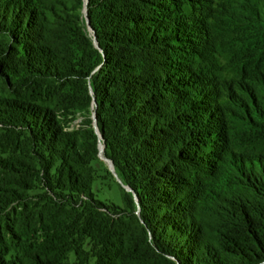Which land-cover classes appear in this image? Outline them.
<instances>
[{"label":"trees","instance_id":"16d2710c","mask_svg":"<svg viewBox=\"0 0 264 264\" xmlns=\"http://www.w3.org/2000/svg\"><path fill=\"white\" fill-rule=\"evenodd\" d=\"M87 8L0 0V264H264V0Z\"/></svg>","mask_w":264,"mask_h":264},{"label":"rangeland","instance_id":"374dc122","mask_svg":"<svg viewBox=\"0 0 264 264\" xmlns=\"http://www.w3.org/2000/svg\"><path fill=\"white\" fill-rule=\"evenodd\" d=\"M186 10L189 13H192L190 5H187ZM206 19H207V22H208L207 29H206L207 33L209 34L208 35V42H207V38H203L204 40H202V42H201L203 45L199 46V48H197V49H200V50H198V52H197L199 54H197V56H196L195 64L199 68H208L210 66V64L216 65V61H217L218 62V66L219 67H223V64L220 63V61L218 60V56L219 55H217V53L219 51V48L223 44H224V47L225 46L226 47L229 46L227 43L224 42V41L228 40V39H225L226 36H228V31H227V29L225 30L223 28V26L220 24V22L217 21L216 19H210V17L208 15L206 16ZM215 71H216V74H217V68H216ZM95 113H94V116H95ZM78 120L81 121L82 117H80ZM107 166L109 168L108 163H107ZM115 177H116V180L118 182L122 183V181L120 180L119 176L115 175ZM123 187H125L126 189L129 188V187L125 186V185H123ZM114 191L117 192V190H114ZM128 191H130V190H128ZM99 194H100V197H102V199H105L104 198L105 197L104 192L101 191ZM106 196L110 197V198H113L112 196H115V194L114 195H111V194L108 195L107 194Z\"/></svg>","mask_w":264,"mask_h":264},{"label":"water","instance_id":"95a60500","mask_svg":"<svg viewBox=\"0 0 264 264\" xmlns=\"http://www.w3.org/2000/svg\"><path fill=\"white\" fill-rule=\"evenodd\" d=\"M87 5H88V0H86V9H85V15H86V17H87V11H88V8H87ZM87 21L89 22V19H88V17H87ZM95 116H96V113H95ZM95 116H93V119H94V126H95V128H96V130L100 133V131H99V127H98V124H97V119H96V117ZM100 135H101V133H100ZM101 137H102V135H101ZM100 148H101V158H102V160L103 161H105L106 163H108V165H109V169L116 175V176H118V174L116 173V171H115V167H114V164H113V162H112V160H110V159H108L107 157H105L104 155H103V153H104V149H105V146L101 143V145H100ZM128 190H132V189H130V188H127Z\"/></svg>","mask_w":264,"mask_h":264}]
</instances>
